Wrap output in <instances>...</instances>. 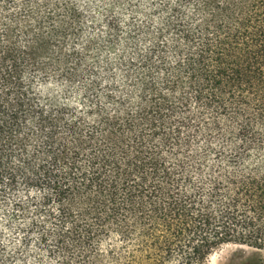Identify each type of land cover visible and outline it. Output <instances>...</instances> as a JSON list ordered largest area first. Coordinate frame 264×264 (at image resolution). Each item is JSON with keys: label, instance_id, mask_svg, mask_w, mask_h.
I'll use <instances>...</instances> for the list:
<instances>
[{"label": "trees", "instance_id": "obj_1", "mask_svg": "<svg viewBox=\"0 0 264 264\" xmlns=\"http://www.w3.org/2000/svg\"><path fill=\"white\" fill-rule=\"evenodd\" d=\"M11 229L0 264L264 253V0H0Z\"/></svg>", "mask_w": 264, "mask_h": 264}, {"label": "rangeland", "instance_id": "obj_2", "mask_svg": "<svg viewBox=\"0 0 264 264\" xmlns=\"http://www.w3.org/2000/svg\"><path fill=\"white\" fill-rule=\"evenodd\" d=\"M104 30L100 27L98 35L103 34ZM13 230H8L0 237V244H7V250H12ZM46 260H44V264ZM10 264H34L31 260L20 259L12 260ZM207 264H264V253L248 246L225 245L216 250L210 256Z\"/></svg>", "mask_w": 264, "mask_h": 264}]
</instances>
